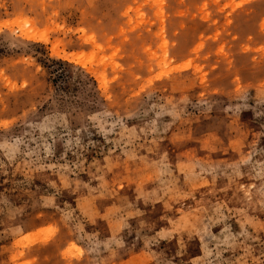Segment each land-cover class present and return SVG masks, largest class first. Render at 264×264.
Instances as JSON below:
<instances>
[{
  "label": "rangeland",
  "instance_id": "obj_1",
  "mask_svg": "<svg viewBox=\"0 0 264 264\" xmlns=\"http://www.w3.org/2000/svg\"><path fill=\"white\" fill-rule=\"evenodd\" d=\"M0 264H264V0H0Z\"/></svg>",
  "mask_w": 264,
  "mask_h": 264
}]
</instances>
